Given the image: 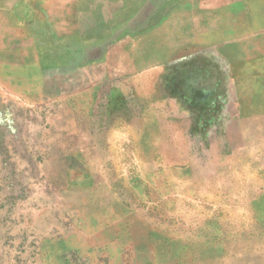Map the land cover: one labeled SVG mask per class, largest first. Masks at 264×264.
Returning <instances> with one entry per match:
<instances>
[{"label": "rangeland", "instance_id": "374dc122", "mask_svg": "<svg viewBox=\"0 0 264 264\" xmlns=\"http://www.w3.org/2000/svg\"><path fill=\"white\" fill-rule=\"evenodd\" d=\"M163 3L0 0V59L17 74L26 49L103 42L119 76L131 22ZM165 74L141 93L108 80L89 115L43 105L26 145L28 111L0 98V264H264V162L227 127L224 71L206 49Z\"/></svg>", "mask_w": 264, "mask_h": 264}, {"label": "crops", "instance_id": "0c3cea01", "mask_svg": "<svg viewBox=\"0 0 264 264\" xmlns=\"http://www.w3.org/2000/svg\"><path fill=\"white\" fill-rule=\"evenodd\" d=\"M163 2L158 14L147 9L131 22L132 37L120 46L127 64L120 70L116 67L115 75L119 76L106 74L108 52L103 42H84L80 46L54 42L34 51L26 49L20 52L17 74L11 72L10 56L3 53L0 98H18L28 111L21 120L22 143L27 144L34 129L40 125L44 128L39 116L33 114L46 107L43 105H51L57 113L59 108L74 111L68 101L78 96L85 100L83 111L89 115L96 112L91 98L100 96L108 80L115 81L118 93L149 92L160 78H165L172 63H185L188 55L210 49L212 63L224 71L226 96L232 99L227 103V127L231 129L237 123L243 130V159L250 161L257 156L260 163L264 162V0ZM96 65H102L104 72L93 73L91 69ZM135 66L136 72H132ZM14 81L19 82L18 90L11 88Z\"/></svg>", "mask_w": 264, "mask_h": 264}]
</instances>
